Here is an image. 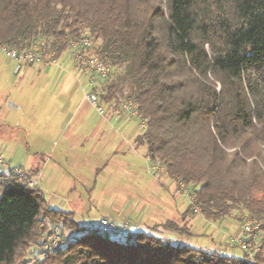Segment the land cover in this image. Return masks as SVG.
Masks as SVG:
<instances>
[{
    "label": "trees",
    "instance_id": "obj_1",
    "mask_svg": "<svg viewBox=\"0 0 264 264\" xmlns=\"http://www.w3.org/2000/svg\"><path fill=\"white\" fill-rule=\"evenodd\" d=\"M84 36L111 67L94 91L108 108L137 104L147 127L136 143L190 188L187 213L258 221L260 250L227 255L152 230L84 231L4 167L0 264L39 245L51 223L83 231L43 249L45 264H264V0H0V44L25 51L45 41L52 59Z\"/></svg>",
    "mask_w": 264,
    "mask_h": 264
},
{
    "label": "rangeland",
    "instance_id": "obj_2",
    "mask_svg": "<svg viewBox=\"0 0 264 264\" xmlns=\"http://www.w3.org/2000/svg\"><path fill=\"white\" fill-rule=\"evenodd\" d=\"M17 65L18 63L14 59L7 56L0 49V171H4L5 168L8 169L9 166L18 167L26 174V179L24 180H27L28 183L31 182V185H36L33 175L27 172L26 168L29 167L31 159L39 156L37 154L39 151L36 138L39 133H36V131H40L43 127L42 122H46L49 118V112L48 114L46 112L47 108L45 110L41 106L40 101L47 99L50 86H41L44 81L38 79L36 75L37 65L33 67L32 74H26L25 70L18 73L16 70ZM85 82L87 83L86 80ZM79 87L82 92L81 95L79 92L77 93L79 94L77 100L86 92L84 90L83 93V88L80 85ZM11 104L17 105L16 108H11ZM17 107L20 108L18 109ZM87 108L86 111L92 117L101 116L95 108L94 110L89 106ZM33 109L35 110L32 111ZM41 113L42 116H40ZM125 113L132 115L130 112ZM38 115L41 121L38 120ZM34 116L38 118L37 121L35 119L32 120ZM19 123L21 126L30 127L32 130L30 136H27L23 129L16 128L11 130L7 126H19ZM141 123L142 121L137 118L135 126L139 127L138 131L140 133L144 131L140 125ZM77 142L76 139L72 141L73 148L69 153V157L63 158L59 157V151L64 146L63 139L55 141L48 137L43 141L42 146L45 150L55 152L54 158L64 166L60 176L57 177V181L59 180L62 184L67 183L69 188L67 189L64 186L63 190L54 189L43 187L41 184L40 187L44 189V196L51 205L57 204L60 198H66L68 195L77 198L79 196L80 198L82 197L76 202V206H80V202L83 201L85 208L77 213L74 219L78 221L80 226H83L84 231H86L85 224L98 225L103 218H106L124 227V231L121 232L126 233L129 228L137 230V227H139L143 231L152 230L158 235L168 236L173 238L175 242L182 244L204 249H217L227 255H243L244 249L236 241L231 240L229 238L230 235H228L230 232L229 222L232 219L222 222L209 221L200 215L197 209V212L193 213V215L187 213V211L182 214L167 215V217L158 222L150 221L152 218L148 216L142 218V214L141 219L144 220H140L137 223L139 201L143 205H151L152 202L159 198L169 201V197H173L180 210L191 199L190 188H180L183 193H180L178 197H174L172 194L173 181L170 179L160 181L157 180L158 178H154L157 170L152 169L160 166L154 164L146 157L144 148L139 149L137 152L127 148L124 154L107 156L105 153L112 149V146H110L113 144L112 142H109V145L103 144L104 141H98V139L82 141L79 144ZM5 173L4 175H6ZM28 173L30 174L28 175ZM4 178L0 177V197L5 185ZM148 218L150 220H147ZM167 220L177 222L180 228H185L187 234L177 235L166 230L162 223ZM242 224L237 222L235 227L239 226L241 236L244 235L246 237V234L241 230ZM148 225L150 226L148 227ZM54 226L60 228V248L68 240L72 239L74 235L83 231H80L79 227L73 230L69 228L62 229L58 224L51 223L50 230L42 234L44 237L43 241L38 242L39 245L33 247L31 251L29 249L25 250L17 258L15 264H45V255L41 251L43 249L58 250L55 249L56 244L50 239L53 236L52 230ZM121 232L117 233V235ZM259 239L258 237L254 239L253 243H249L250 251L259 246Z\"/></svg>",
    "mask_w": 264,
    "mask_h": 264
},
{
    "label": "crops",
    "instance_id": "obj_3",
    "mask_svg": "<svg viewBox=\"0 0 264 264\" xmlns=\"http://www.w3.org/2000/svg\"><path fill=\"white\" fill-rule=\"evenodd\" d=\"M35 65L38 66L37 70L35 71L38 79L44 81L43 84L40 85L50 86L47 99L45 101H40L41 106L44 107L45 110L47 108L46 112L47 114L49 112V118L46 122H42L43 127L40 129V131H36V133H39V135H37L36 137L38 140L37 149L39 151L37 152V154L39 156L31 159L29 162V167L26 168V171L30 172L33 175V179L37 186L40 187L41 184L43 187L62 190L64 189V186L67 189L69 188V185L67 183L62 184L59 180L57 181V177L60 176V173L64 166L61 162L56 161L57 159L54 158L55 152L46 151L42 146L43 141H45L48 137L51 140L55 141H57L58 139L64 140V146L59 151V157L63 158L69 157V153L73 148L72 141L74 139L78 141V144L82 141L93 139H98V141L101 140L102 142L104 141L103 144L106 145H109V142H112L113 144L110 145L112 146V149L108 153H105L107 154V156L124 154L127 148L135 152H137L139 149H145L144 146H138L136 143V138L141 133L138 131L139 127L135 126V123L137 122V118L138 120L143 121L140 116L137 117V115L126 113L117 116L114 113V108H108L105 104L104 105L106 107V113L104 116L94 118L92 117V115L88 114V112L86 111L88 109L87 107L89 106L93 108V110L95 107H93L89 102L85 100L84 90L86 91V89L91 88V86L85 82L84 78H82V71L77 66V63L73 59L70 51L64 52L57 58H46L42 63H24L22 64L20 70H18L17 72L20 73L21 71L25 70L26 74H32L33 67ZM79 85L83 88L84 94L77 100L78 95H81L82 92ZM100 85L101 83L96 85V87L99 88ZM78 92L79 94H77ZM16 106H14V104H11L10 107L14 109L16 108ZM17 108L19 109L20 107ZM34 110L35 109H33L32 111ZM40 116H42V113ZM40 116L38 115L39 119L34 116L32 120L35 119V121H37L38 119L39 121H41ZM9 123H11V121H9ZM20 123L18 124L19 126H7L11 130H14L16 128L23 129L27 133L26 135L30 136V132L32 131L30 127L24 125L21 126ZM146 157L151 161L147 154ZM153 163L160 166L153 167L152 170H157L154 178H158L157 180L160 181H165L166 179L172 180L167 175L164 167H162L160 163ZM180 188L183 187L179 186L177 182L173 181L172 194L174 197H178L180 193H183L180 191ZM42 190L44 192V189ZM81 198L80 196L77 198L68 195L66 198H60V201H58V203L55 205H51L49 202L48 203L51 207L63 210L65 212L73 213L74 217H76L75 215L85 208V204L83 201L80 202V206H76V202H78V200ZM169 198L170 199L167 198L169 201L159 198L155 202H152L151 205H143V203L139 201V216L137 218V223H139L140 220H144L141 219L142 214V218L148 216L149 218L151 217L152 220H150L149 218L147 220L158 222L167 217V215L171 216L172 214H182L188 211L190 200L179 210L176 201L173 200V197ZM236 224L237 223H235L233 220H230L229 222L230 232L228 235H230L229 238L234 242L236 241L234 240L235 237H244V235L241 236L240 234L239 226L235 227ZM149 226L150 225H148V227ZM135 231L143 230L137 227V230Z\"/></svg>",
    "mask_w": 264,
    "mask_h": 264
},
{
    "label": "built area",
    "instance_id": "obj_4",
    "mask_svg": "<svg viewBox=\"0 0 264 264\" xmlns=\"http://www.w3.org/2000/svg\"><path fill=\"white\" fill-rule=\"evenodd\" d=\"M92 46V41L88 36H84L80 39H75L71 42V55L77 66L82 71V78L87 81V83L91 86L90 89L85 92V100L89 102L97 112L104 116L106 113V107L104 103L100 100L98 94L94 91V87L99 83L104 81L111 70L109 63L102 60L96 54H90L89 49ZM0 49L3 50L7 56L14 59L17 65V71L20 70L22 64H34V63H42L46 59L47 52V43L45 41H39L36 43L31 49L25 51H19L17 48L0 44ZM130 112L134 115L140 116L138 112V106L133 101H124L118 107L114 109V113L117 116H120L122 113ZM143 129L147 127V121L143 120L140 124ZM4 165V164H3ZM14 171L20 176L21 179H26V174L18 167L14 168ZM30 182V181H29ZM31 184V182H30ZM86 231H98L101 234H117L121 231H124V227L118 225L109 219L103 218L98 225L85 224L84 226ZM259 222L256 220L248 219L243 222L241 226V230L246 236H250L253 239L260 238V229ZM51 241H53L55 245V249L60 248L59 239H60V228L58 226H54L52 230ZM237 243L250 255H253L255 252L259 251V246L250 251L249 242L245 237H237L234 238Z\"/></svg>",
    "mask_w": 264,
    "mask_h": 264
}]
</instances>
